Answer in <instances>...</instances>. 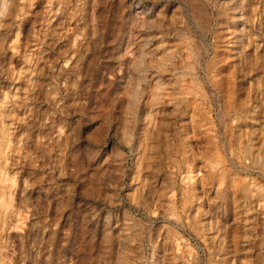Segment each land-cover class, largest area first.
<instances>
[{"label":"rangeland","instance_id":"rangeland-1","mask_svg":"<svg viewBox=\"0 0 264 264\" xmlns=\"http://www.w3.org/2000/svg\"><path fill=\"white\" fill-rule=\"evenodd\" d=\"M0 264H264V0H10Z\"/></svg>","mask_w":264,"mask_h":264},{"label":"bare ground","instance_id":"bare-ground-1","mask_svg":"<svg viewBox=\"0 0 264 264\" xmlns=\"http://www.w3.org/2000/svg\"><path fill=\"white\" fill-rule=\"evenodd\" d=\"M10 0H0V14H2L8 8Z\"/></svg>","mask_w":264,"mask_h":264}]
</instances>
